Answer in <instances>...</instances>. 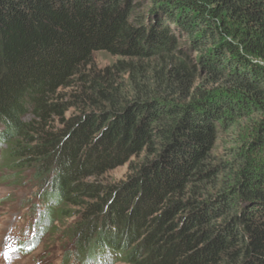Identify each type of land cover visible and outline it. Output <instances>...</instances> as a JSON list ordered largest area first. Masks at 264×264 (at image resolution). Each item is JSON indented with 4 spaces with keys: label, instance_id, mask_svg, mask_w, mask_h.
Masks as SVG:
<instances>
[{
    "label": "trees",
    "instance_id": "obj_1",
    "mask_svg": "<svg viewBox=\"0 0 264 264\" xmlns=\"http://www.w3.org/2000/svg\"><path fill=\"white\" fill-rule=\"evenodd\" d=\"M97 53L116 61L95 71ZM61 89L80 111L57 127ZM247 119L252 139L215 163L221 127ZM4 146L53 190L47 218L91 199L83 264L147 227L129 264H264V0H0ZM144 149L125 181L87 180Z\"/></svg>",
    "mask_w": 264,
    "mask_h": 264
},
{
    "label": "rangeland",
    "instance_id": "obj_2",
    "mask_svg": "<svg viewBox=\"0 0 264 264\" xmlns=\"http://www.w3.org/2000/svg\"><path fill=\"white\" fill-rule=\"evenodd\" d=\"M115 61V58L107 54L97 53L93 57L92 67L95 71L103 70ZM117 78L118 83L126 84L121 76ZM61 92L63 95L60 102L67 104L68 107L65 113L52 116L57 127L80 111V104L75 102L73 97L77 89L72 91L61 89ZM124 92L128 94V91ZM251 139V119L235 122L230 127H221L217 134L216 149L211 157L215 163L231 162L235 153L243 149ZM5 150V146L0 150V264H83L77 251V237L72 234V227L82 218L85 207L83 203L91 202V199L85 197L80 204L71 203L65 198L56 200L54 210L57 211H54L51 218H47L43 213L46 208L43 197L48 192H53L50 185L38 178L33 167L19 166L10 159L8 161ZM148 157L147 149L138 151L123 163L111 166L103 176L87 180L99 179L102 184L123 182L135 174V167L140 160ZM151 157L154 158V155L149 158ZM63 209L66 210V214L55 216V212ZM133 209L130 201L125 213L131 215ZM157 210H160V207ZM101 221L103 222L102 219ZM39 224L42 227L41 231ZM102 228L100 225L98 229ZM149 229L150 227H147L135 235L133 234L136 231L133 230V234L127 236L128 242L126 244L121 242L122 251L119 252V255L123 254L121 258L111 253L106 254L107 250L104 248L103 254H106L104 258H99L98 251L93 252L94 257L90 256L92 255L90 252L88 261L90 264H129L124 261V254L135 244L143 245L152 233ZM96 237L94 234L91 240L96 241Z\"/></svg>",
    "mask_w": 264,
    "mask_h": 264
},
{
    "label": "snow or ice",
    "instance_id": "obj_3",
    "mask_svg": "<svg viewBox=\"0 0 264 264\" xmlns=\"http://www.w3.org/2000/svg\"><path fill=\"white\" fill-rule=\"evenodd\" d=\"M5 255H7V253H5Z\"/></svg>",
    "mask_w": 264,
    "mask_h": 264
}]
</instances>
